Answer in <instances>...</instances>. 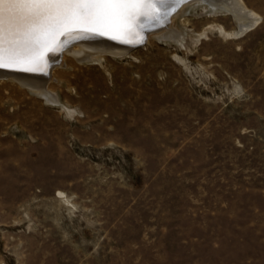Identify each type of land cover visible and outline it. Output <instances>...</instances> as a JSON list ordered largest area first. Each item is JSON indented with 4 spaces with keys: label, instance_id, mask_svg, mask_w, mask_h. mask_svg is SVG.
Segmentation results:
<instances>
[{
    "label": "rangeland",
    "instance_id": "374dc122",
    "mask_svg": "<svg viewBox=\"0 0 264 264\" xmlns=\"http://www.w3.org/2000/svg\"><path fill=\"white\" fill-rule=\"evenodd\" d=\"M245 2L261 22L237 38L195 5L183 43L63 48L60 104L0 76V264H264V0Z\"/></svg>",
    "mask_w": 264,
    "mask_h": 264
},
{
    "label": "snow or ice",
    "instance_id": "6c2138e0",
    "mask_svg": "<svg viewBox=\"0 0 264 264\" xmlns=\"http://www.w3.org/2000/svg\"><path fill=\"white\" fill-rule=\"evenodd\" d=\"M183 0H0V68L42 72L73 37L137 42ZM63 38V39H62Z\"/></svg>",
    "mask_w": 264,
    "mask_h": 264
},
{
    "label": "bare ground",
    "instance_id": "6f19581e",
    "mask_svg": "<svg viewBox=\"0 0 264 264\" xmlns=\"http://www.w3.org/2000/svg\"><path fill=\"white\" fill-rule=\"evenodd\" d=\"M195 5H203L210 13H217L218 11L225 10L227 13L231 14L237 23L235 30L223 29V26H220L221 32L226 34L228 38H237L239 33L247 30H253L261 22V15L256 10L249 7L245 0H183L182 3H178L170 14L164 16L159 23L146 28L140 37L135 38L136 41L141 42L143 38L146 39L149 33H151L159 39H168L183 43L187 33L184 28L177 25L176 19L178 17H184L187 10ZM185 19L186 17H184V20ZM207 29L203 31L202 35L207 33ZM71 42H76L77 44L74 48L69 50L67 46L69 47ZM134 45L135 44L133 43H126L121 40L112 39L110 36L82 35L80 37L71 38L70 42L66 43L63 48L68 51H72L74 56L79 60L100 61L107 55L114 57L125 56L128 49H131L130 47ZM58 52L48 54L47 66L42 72H29L21 69L0 68V76L4 78L6 76L14 78V80L16 79L22 86H25L29 90L43 96L48 102L60 104L58 94L48 86L49 74L46 73L48 69L51 72L53 71V64H56L58 61L56 60ZM67 111L69 113L73 112V110L69 107H67ZM122 114L123 113H121V115ZM59 193L64 195V192L61 190Z\"/></svg>",
    "mask_w": 264,
    "mask_h": 264
}]
</instances>
